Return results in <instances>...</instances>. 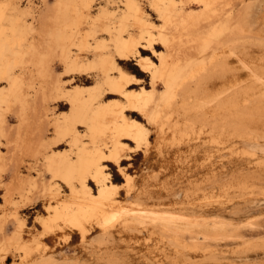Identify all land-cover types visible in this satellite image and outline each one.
<instances>
[{
  "label": "bare ground",
  "instance_id": "obj_1",
  "mask_svg": "<svg viewBox=\"0 0 264 264\" xmlns=\"http://www.w3.org/2000/svg\"><path fill=\"white\" fill-rule=\"evenodd\" d=\"M102 1L99 18L91 21L96 28L82 40L93 55L87 69L73 73L79 62L71 50L63 48L61 53L68 75H86L94 85L66 90L52 79L40 84L35 94L38 102L44 100L45 113L48 102L70 108L67 116L49 123L56 136L51 144L70 143L72 152L46 158L47 170L53 173L51 186L57 188L46 191L48 195L43 192L38 219L42 232L34 236L35 242L19 247L20 259L11 264H264V237L251 241L241 232L255 223L226 211L259 205L255 189L264 195V54L229 43L241 35L236 6L225 8L224 0ZM56 2L63 11L68 5ZM93 2L69 3L68 12L75 15L67 14L64 43H73L74 28L90 20ZM146 2L164 26L175 31L171 37L160 34L165 50H156L149 27L158 26L149 21ZM114 4L121 20L113 22ZM6 6L0 5V20ZM100 18L109 21L98 24ZM19 23L12 21L13 33ZM6 29H0V79L9 81L10 93L20 99L26 96L25 74L11 71V61H17L12 56L19 54L23 62L33 63L42 80L53 70L47 55L33 44L14 47L15 37L8 40ZM90 35L93 44L87 43ZM130 60L146 73L150 89L142 85L144 80L126 73ZM159 85L162 91H157ZM135 113L153 125V141L143 124L132 118ZM126 141L143 152L144 169L138 174H131L124 164ZM114 173L123 179L122 185L113 182ZM17 221L22 224L20 218ZM54 227L67 249L39 242ZM20 229L23 233L26 228ZM94 231L98 234L91 237ZM74 236L80 237L75 248L69 244ZM191 255L202 259L193 261Z\"/></svg>",
  "mask_w": 264,
  "mask_h": 264
},
{
  "label": "rangeland",
  "instance_id": "obj_2",
  "mask_svg": "<svg viewBox=\"0 0 264 264\" xmlns=\"http://www.w3.org/2000/svg\"><path fill=\"white\" fill-rule=\"evenodd\" d=\"M56 1L57 0H0V5H5V3L6 5L8 4V6H6L5 15L0 20V29L7 28L6 30L8 31L7 32L5 30L4 36L9 33L8 40L10 41H12L15 37L16 40L14 39L13 41L16 42L12 41V43L15 44L14 47L22 45V49H26L25 47L30 46L31 44H33L35 47H38L37 50H40L45 55H47L48 64L51 67V71L53 70L52 74L49 76V79L44 77L46 80H42L43 78L37 74L38 71L33 63L30 61L27 63L25 62L26 60L23 62L19 58V54L15 57L12 56V58H15L17 61H11V71L16 75H20L21 73L25 74L23 77L25 85L23 86L22 91L25 92L26 96L28 94V96L26 97L22 95L20 99L10 93V82L6 79H0V264H11L18 261L22 254V251L19 250V247L23 244L35 242L34 236L38 233L40 234L43 230L38 221L39 216L43 214V205H41V201L43 200L42 198L45 196L43 192L45 191V193L48 195L50 188L52 190L54 189V191L57 188L51 186V177L53 173L47 170L45 163L46 158L56 156L57 154L63 155V153L71 154L72 152V146L70 143L55 142L51 144V141H55L56 136L53 126L49 123L54 118L67 116L66 114H68L67 112L70 110V108L68 106L55 108L51 102H48L50 103V106L48 105L49 111L45 113V110H43L44 106L41 107V104L44 100L42 101L41 98L40 102H38L40 96L36 97L37 95H35L38 93V86H40V84H45L44 82L49 83L52 79L55 81L59 80L61 82L60 84L66 90L73 89L76 85H94L93 82L86 81V75H68L65 72V68L62 64L63 60L61 53L63 48H66V51L71 50V54L76 57L79 65L76 66L73 73H81L87 69L88 64L93 61V55L90 52L91 47L83 45L82 40L86 34L92 33L93 29L96 28L95 26H92L93 24H91V21L93 19L99 18V12L102 7H104L105 3L102 0H93L94 2L92 3V7L90 9V20L82 21L78 27V30L74 28L76 36L73 38V43L67 41L64 43L67 31L65 30L64 32L63 30L66 29L65 25H67L66 22H68L67 17H70L68 15L71 13V11L68 12L67 8H69V3L72 2L71 4L74 3L73 5H76L75 2L80 3V0H68L69 2H67V0H61L62 2H66L65 5L63 4V6H66L68 3L64 11L60 10L64 7H61L60 9L56 8L58 5ZM79 3H77L78 6ZM224 4H226L225 8H229L233 5L234 7L236 6L235 10L236 12L240 13V17L242 19L241 35L239 37L229 39V43H242L243 45L248 46V48L257 50L258 52L264 54V0H224ZM144 6L146 7L147 12L150 14L148 15L149 21L155 24V26H158L149 27V29L154 34L156 50H165L162 44H160V34L163 33L167 37H171L175 31L171 30V26H164V21L159 20L157 16L148 8V2H146ZM192 9L199 11V8L196 6L192 7ZM57 10H60V13H57ZM110 10H112V12L115 14L111 21L114 22L121 20V10L115 4L110 7ZM65 12L66 16L63 14ZM73 13L74 12H72V15H70L74 16L75 13ZM55 14L60 15L56 16ZM14 19H18L20 21V28H18V31L15 33H13L10 29ZM108 21L109 19L100 18L98 24L102 22L108 23ZM128 24L134 35H138L139 30L134 29L132 23L129 22ZM204 25L207 24L204 23ZM203 29L206 30V28ZM52 33H55V35L53 34L54 39L56 37L54 41ZM61 34L63 37H65L64 40L62 39ZM102 35L99 36L102 37ZM104 37L106 38V36ZM3 38L5 39V37ZM17 38H19L20 44L17 42ZM61 40H63V43ZM106 42L110 44V41L107 40ZM87 43L93 44L91 35L87 37ZM48 49L50 51L49 53ZM142 54L151 56V53L148 51H142ZM26 55L24 59L27 58ZM124 68L126 73L132 74L139 79L144 80L142 85H146V87L150 89L149 78L141 69V67L136 65V61L130 60L128 65H126ZM32 86H34V88ZM139 87H141V84L133 86V88L136 89H139ZM158 90L162 91V85L157 86V91ZM56 95H53L55 96L54 99L59 98ZM24 98L27 100V103L25 106H22V101ZM132 118L140 121L143 124V126L149 132L150 140L153 141L156 137L153 125L149 123L144 116H138L137 113H135ZM46 121H48V123ZM78 127L79 131L81 130L80 132H83V126L78 125ZM82 134L83 133L78 135ZM86 140L88 139L86 138ZM126 142L129 144V149H127V159L125 160L124 164L129 165L128 171L131 174H138L144 169L143 152H141L140 148L138 150L134 143L130 141ZM68 146H71V148ZM87 146H90V144H87ZM73 147L75 148V146ZM131 147L133 148L130 149ZM10 151L13 153L10 154ZM12 162L14 163V167L12 166ZM110 168L113 169V166H110ZM114 171L116 172V168ZM119 177L120 176L117 173H114L113 182L120 186L123 184V179ZM18 179L21 180L19 181ZM17 181L19 182L17 183ZM38 182L40 184H37ZM44 185L46 186L43 190ZM47 186L49 190L47 189ZM255 190L259 195L257 194L254 199L260 202L259 205L249 207L248 209H242L239 212L232 209L230 210L229 208L226 210L227 212L230 211L229 213L233 211L236 212L234 215H231L233 218L241 219V217H250V222L253 221V224L255 223L252 228H244L241 231L247 237V239L251 241H255L264 237V195H261V190ZM120 192L123 193L124 191L121 190ZM17 218L22 220V224L18 223ZM22 226L26 228L24 229L23 233L20 229ZM58 232L59 230L54 227V230L49 233L48 236L46 235L41 237L39 242L48 246L49 248L63 247L67 249V246L69 245L61 241V239H57L56 236ZM97 234L98 231H94L91 237H94ZM79 241L80 237L74 236L72 239H70L69 244L75 248L78 246L76 244H78ZM198 257L199 256L195 255L189 256V258L193 261H201L202 258L197 259Z\"/></svg>",
  "mask_w": 264,
  "mask_h": 264
}]
</instances>
